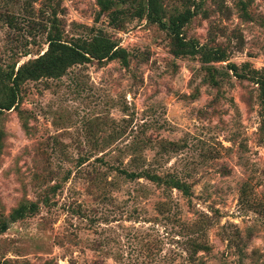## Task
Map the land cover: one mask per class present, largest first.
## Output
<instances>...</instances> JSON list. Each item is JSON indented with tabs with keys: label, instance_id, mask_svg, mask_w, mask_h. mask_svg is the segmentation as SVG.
<instances>
[{
	"label": "rangeland",
	"instance_id": "obj_1",
	"mask_svg": "<svg viewBox=\"0 0 264 264\" xmlns=\"http://www.w3.org/2000/svg\"><path fill=\"white\" fill-rule=\"evenodd\" d=\"M145 1L112 21L98 0H0V103L56 28L128 52L26 80L0 113V264H264V0H163L199 8L183 36L210 62L176 55Z\"/></svg>",
	"mask_w": 264,
	"mask_h": 264
},
{
	"label": "trees",
	"instance_id": "obj_2",
	"mask_svg": "<svg viewBox=\"0 0 264 264\" xmlns=\"http://www.w3.org/2000/svg\"><path fill=\"white\" fill-rule=\"evenodd\" d=\"M205 0H201L200 3ZM163 0H146L144 4L137 7L136 15L140 18L147 17L153 22H157L162 28L172 32L175 36V54L176 55H197L202 54L205 61H224L226 56L224 52L219 50H206L200 46L196 40H186L183 36V27L192 17H194L199 8H188L184 12H180L166 19ZM101 11H108L115 21L118 14L122 12L115 9V0H98ZM199 5V4H198ZM48 33L47 49L34 59L21 64L18 69H14L11 73L13 85L10 86L8 100L0 103V113L3 110H11L17 102L18 90L26 80H38L42 77H58L63 75L67 69L78 63L90 62L94 59L112 60L120 59L125 65H128V52L113 40L96 35L90 39L81 42H66L62 39L59 29ZM230 69L240 78L248 77L238 71L236 64H230ZM258 82L262 85V95L264 96V80L258 77ZM135 177V174H129ZM152 180L162 181L157 175L150 176ZM170 184L183 191L186 195L190 194L188 184L180 180H171ZM36 203L22 204L18 211L21 213L35 212L37 210ZM6 228V224L2 229Z\"/></svg>",
	"mask_w": 264,
	"mask_h": 264
}]
</instances>
